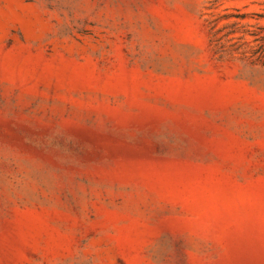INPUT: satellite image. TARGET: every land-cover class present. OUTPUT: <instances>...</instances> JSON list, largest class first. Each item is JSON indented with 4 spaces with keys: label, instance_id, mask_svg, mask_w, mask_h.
Masks as SVG:
<instances>
[{
    "label": "rangeland",
    "instance_id": "374dc122",
    "mask_svg": "<svg viewBox=\"0 0 264 264\" xmlns=\"http://www.w3.org/2000/svg\"><path fill=\"white\" fill-rule=\"evenodd\" d=\"M0 264H264V0H0Z\"/></svg>",
    "mask_w": 264,
    "mask_h": 264
}]
</instances>
